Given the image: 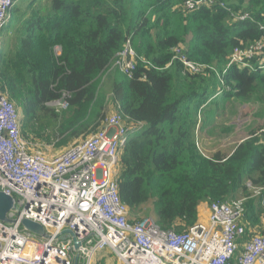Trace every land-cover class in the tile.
I'll return each mask as SVG.
<instances>
[{"label": "trees", "instance_id": "obj_1", "mask_svg": "<svg viewBox=\"0 0 264 264\" xmlns=\"http://www.w3.org/2000/svg\"><path fill=\"white\" fill-rule=\"evenodd\" d=\"M17 1L0 28V88L23 109L24 139L32 143L35 134L65 147L101 128L112 107L137 129L120 151L117 177L130 222L141 220L132 215L150 204L162 230L182 232L198 221L202 203L243 198L246 232L239 244L253 235L247 231L258 223L259 200L246 183L264 187L263 136L253 131L227 153L207 157L194 138L203 123L197 124L200 109L216 98L264 107L259 62L242 68L228 67L227 60L264 38V0H224L248 14L243 22L231 21L219 7L187 11L181 0ZM128 39L140 59L132 76L115 70L104 78ZM176 48L209 68L184 71L172 59ZM63 99L64 111L46 105Z\"/></svg>", "mask_w": 264, "mask_h": 264}, {"label": "built area", "instance_id": "obj_2", "mask_svg": "<svg viewBox=\"0 0 264 264\" xmlns=\"http://www.w3.org/2000/svg\"><path fill=\"white\" fill-rule=\"evenodd\" d=\"M181 1L187 11L219 7L233 22L251 19L233 11L224 0ZM14 3L0 0V28ZM259 30L264 33V25ZM55 54L60 56L59 47ZM137 59L128 39L112 66L131 77ZM172 59L191 74L209 68L190 61L181 48L174 50ZM253 59L264 71V38L235 49L227 57L228 67L243 68ZM46 105L56 111L68 107L64 99ZM18 122L15 107L0 88V192L10 195L14 203L7 214L13 222L0 221V264H73L76 256L78 262L92 264L108 250L117 264H264V233L238 242L246 232L243 198L211 202L206 221L198 220L182 232L164 231L150 217L129 221V209L119 199L117 177L120 151L137 129L121 114L107 115L101 128L51 157L33 150L21 136ZM259 134L264 138V129ZM247 188L250 197L264 205V187L248 182ZM27 219L42 232L24 228L21 221ZM67 230L71 234H64Z\"/></svg>", "mask_w": 264, "mask_h": 264}, {"label": "rangeland", "instance_id": "obj_3", "mask_svg": "<svg viewBox=\"0 0 264 264\" xmlns=\"http://www.w3.org/2000/svg\"><path fill=\"white\" fill-rule=\"evenodd\" d=\"M21 0H18L16 4H19ZM2 34V37L4 36ZM115 71V68L111 66V68L105 73L104 78L106 76H110ZM6 95V94H5ZM9 100L8 96L6 95ZM12 105L15 107L18 115L19 122L18 126H21L22 121V110L15 105L12 101H10ZM214 103L205 109H200L201 112L197 117V124L199 125V121L203 122L200 128H196L195 132V140L198 145L200 152L204 156H210L214 154L216 151H221L222 153H227L230 151L233 145L243 141L248 137L253 131L260 132L264 129V107H260L256 104L245 103L242 104L239 101L227 99L223 100L221 97L216 98ZM56 110V108H54ZM66 108H59L57 112L64 111ZM205 110V111H204ZM106 115L116 113L112 107L106 110ZM206 123V124H205ZM22 130V127H20ZM48 134H52L54 131L48 128L46 130ZM83 134L77 139L68 140L65 147L72 144L73 142L80 141L85 138ZM34 141L32 142V147L34 151H38L46 156H55L59 154L65 147L59 148L56 145V139L51 142L43 141L40 138L35 137V134H31ZM54 137V135H52ZM247 184V183H246ZM249 194H251V190H248ZM259 199L255 200L256 202ZM257 202L259 206L261 217H264V205ZM152 218L153 217V207L150 204L142 206L141 209L132 215V218ZM263 218H261L262 220ZM256 230V229H255ZM252 232L253 234L258 231H254V228H249L247 233ZM40 240L39 238H36ZM115 259V258H114ZM107 259H105L106 261ZM97 261V258H95ZM115 261L112 260V264ZM78 264H83L82 260H79ZM104 264V262H102ZM117 264V262H116Z\"/></svg>", "mask_w": 264, "mask_h": 264}, {"label": "water", "instance_id": "obj_4", "mask_svg": "<svg viewBox=\"0 0 264 264\" xmlns=\"http://www.w3.org/2000/svg\"><path fill=\"white\" fill-rule=\"evenodd\" d=\"M14 209V203H13V198L10 195H5L4 193L0 192V221L2 222H13L7 217V214ZM21 225L24 228H28L30 231L40 234L42 232V228L30 221V220H22ZM64 234H71L69 230L65 231ZM73 245L77 249L78 248V243L76 240H73ZM73 264H78V256L75 257Z\"/></svg>", "mask_w": 264, "mask_h": 264}, {"label": "crops", "instance_id": "obj_5", "mask_svg": "<svg viewBox=\"0 0 264 264\" xmlns=\"http://www.w3.org/2000/svg\"><path fill=\"white\" fill-rule=\"evenodd\" d=\"M208 205L209 204H207V203H202L201 205H199V207L197 209L199 221H206V219L208 217ZM261 218H263V219L261 220ZM257 219H258V223L255 224L256 226H254V231L258 230L257 233H260L261 229L264 227V217H263V215L261 217V214L258 213V215L256 216V220ZM248 223L250 224V222H248ZM96 258H97V261H95V259H94L92 261V264H102V262H104V264H112V260H114L115 261L114 264H116V259H114V256L111 254V252L109 250L98 254ZM105 259H107V260L105 261Z\"/></svg>", "mask_w": 264, "mask_h": 264}]
</instances>
